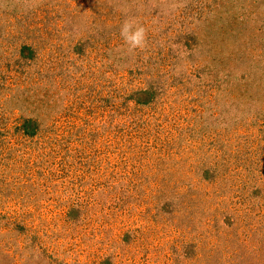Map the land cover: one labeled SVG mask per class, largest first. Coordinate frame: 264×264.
Segmentation results:
<instances>
[{"label": "rangeland", "instance_id": "obj_1", "mask_svg": "<svg viewBox=\"0 0 264 264\" xmlns=\"http://www.w3.org/2000/svg\"><path fill=\"white\" fill-rule=\"evenodd\" d=\"M0 264H264V0H0Z\"/></svg>", "mask_w": 264, "mask_h": 264}, {"label": "clouds", "instance_id": "obj_2", "mask_svg": "<svg viewBox=\"0 0 264 264\" xmlns=\"http://www.w3.org/2000/svg\"><path fill=\"white\" fill-rule=\"evenodd\" d=\"M121 34L125 40L132 46H143L145 33L142 27H135L131 23H125L122 27Z\"/></svg>", "mask_w": 264, "mask_h": 264}]
</instances>
